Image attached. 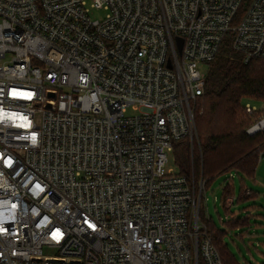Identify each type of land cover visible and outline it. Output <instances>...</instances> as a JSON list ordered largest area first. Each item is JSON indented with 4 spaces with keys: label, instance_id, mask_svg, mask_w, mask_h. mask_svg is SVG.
<instances>
[{
    "label": "built area",
    "instance_id": "built-area-1",
    "mask_svg": "<svg viewBox=\"0 0 264 264\" xmlns=\"http://www.w3.org/2000/svg\"><path fill=\"white\" fill-rule=\"evenodd\" d=\"M245 2L0 0V264H224L206 181L164 167L226 36L264 58V0Z\"/></svg>",
    "mask_w": 264,
    "mask_h": 264
},
{
    "label": "trees",
    "instance_id": "trees-1",
    "mask_svg": "<svg viewBox=\"0 0 264 264\" xmlns=\"http://www.w3.org/2000/svg\"><path fill=\"white\" fill-rule=\"evenodd\" d=\"M231 43L232 34H229L224 39L219 56L211 65L203 104L198 102L196 109V127L199 136L197 145L202 163L197 167L195 162L194 168L198 175L197 179L203 178L206 181V189L211 176L227 171L235 170L238 175L254 178L264 153V132L252 136L247 134V129L254 124L258 115L254 118L248 117L243 106L245 99L264 103V58L253 59L246 63L232 49ZM242 116L249 119L245 118L241 121ZM180 147L190 159L192 156L190 139L174 143L176 151H182ZM188 174L182 169L181 175L192 181ZM234 195L235 189L228 183L224 188L226 202ZM252 197L253 193L242 187L240 198ZM203 219L223 263L237 264L225 241L227 232L218 229L212 217H206L204 214ZM225 224H228L230 229L246 226L245 220L235 218Z\"/></svg>",
    "mask_w": 264,
    "mask_h": 264
},
{
    "label": "rangeland",
    "instance_id": "rangeland-1",
    "mask_svg": "<svg viewBox=\"0 0 264 264\" xmlns=\"http://www.w3.org/2000/svg\"><path fill=\"white\" fill-rule=\"evenodd\" d=\"M249 2L250 0H246L243 9L247 7ZM243 14L244 10L241 11L240 16ZM91 16L95 19H102L105 16V12L96 10L92 12ZM203 68L208 69L211 66L206 65ZM199 102L203 104V99ZM248 102L258 108H264V103L261 101L244 100V103ZM128 114L133 115L135 112L129 110ZM245 118L248 117L242 116L241 121H244ZM190 141L192 148L190 159L186 157L182 147L179 148L182 151L173 149L168 152V163L164 167V172L167 173L168 170L173 169L175 174H181L182 169L185 170L195 182L198 195L201 179H197L198 175H196L194 163L196 162L197 167H200L202 159L199 146L197 145L199 143L197 128L193 140ZM228 183L235 189V195L231 198L234 203L231 202L229 206H226L224 188ZM242 187L251 191L253 197L248 199L240 198ZM237 199L240 200L238 201ZM204 214L206 217L213 218L218 229L227 232L225 241L228 243L237 264H264V153L261 156L254 178H247L243 174L238 175L235 170L210 177L199 213V219L203 224L205 220L203 219ZM232 218L245 220L246 226L230 229L228 224L226 225L225 223H228L229 220L231 221ZM44 251L45 254H54V251L50 249H45Z\"/></svg>",
    "mask_w": 264,
    "mask_h": 264
},
{
    "label": "water",
    "instance_id": "water-1",
    "mask_svg": "<svg viewBox=\"0 0 264 264\" xmlns=\"http://www.w3.org/2000/svg\"><path fill=\"white\" fill-rule=\"evenodd\" d=\"M177 43H178L179 52H182L184 40L182 38H178L177 39ZM168 66L171 68L172 67V63L169 62Z\"/></svg>",
    "mask_w": 264,
    "mask_h": 264
}]
</instances>
